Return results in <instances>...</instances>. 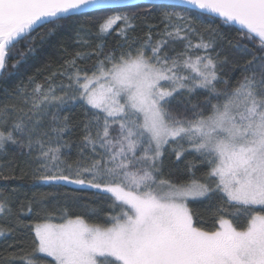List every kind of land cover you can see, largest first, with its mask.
<instances>
[{
	"label": "snow or ice",
	"instance_id": "obj_1",
	"mask_svg": "<svg viewBox=\"0 0 264 264\" xmlns=\"http://www.w3.org/2000/svg\"><path fill=\"white\" fill-rule=\"evenodd\" d=\"M184 3L240 26L233 47L251 59L235 87L218 74L229 58L217 50L215 30L206 40L195 18L172 5L148 0L125 9L118 7L123 0H0V75L21 41L28 52L34 50L36 28L53 33L70 28L89 9L105 12L95 34L101 42L91 52L65 58L46 84L32 87L30 80L0 102V153L14 145L25 158L23 168L17 163L21 178L98 190L109 208L119 211L106 214L103 223L89 222L98 214L94 205H81L75 196L72 205L57 202L46 222L34 227L32 250L21 264H47L41 254L55 264H264V0ZM154 16L159 24L148 23L145 38L130 35L138 21ZM117 22L122 25L118 42L106 48L104 38ZM90 36L77 29V44L89 48ZM257 37L258 49H250L248 42ZM177 43L182 51H176ZM18 56L11 67L25 53ZM92 57L91 69L79 66ZM198 90L207 93L202 103L185 104L183 113L172 106L181 103L177 97L190 103ZM76 104L85 119L80 141L73 145L65 137L79 127L67 115ZM73 146L77 158L70 161ZM169 149L177 161L190 153L206 161L215 187L162 179ZM11 166L0 163V168ZM16 191L0 192V220L15 215ZM217 195L236 212L225 219L222 204L219 226L205 230L194 221L188 201ZM36 203L33 197L29 213ZM241 219L245 223H238ZM4 231L0 228V236Z\"/></svg>",
	"mask_w": 264,
	"mask_h": 264
},
{
	"label": "trees",
	"instance_id": "obj_2",
	"mask_svg": "<svg viewBox=\"0 0 264 264\" xmlns=\"http://www.w3.org/2000/svg\"><path fill=\"white\" fill-rule=\"evenodd\" d=\"M136 5L147 4L141 3ZM168 5L174 6L176 11H186L187 14L193 16L196 20L197 29L201 33H204V38L206 40L213 38L211 30H215V44L217 50L221 51L229 58V63L223 66L218 74L222 80L229 81L230 87H235L245 74L242 71L245 62L251 59L250 56L241 54L233 47L239 38L238 30L240 26L234 23L225 24L222 22L221 18L203 13L197 9L181 7L174 4ZM127 7L128 6H122V8L125 9ZM104 14L105 12L103 10L86 12V14L80 15L78 18L71 21L70 28H59L53 33H47L44 28H36L32 33L33 36L37 37L34 42V50L28 52L25 42L21 41L16 48L13 49L12 55L8 60L7 72L4 75H0V102L6 101L7 97L13 95L18 87L28 86L30 80L34 81L32 87H35L36 84H46L53 72L61 70V66L65 63V58H71V56H74L78 51L91 52L95 46L101 42L96 40L95 34L98 27L97 21H100L101 16ZM148 23L159 24V19L154 16L149 18L147 22L138 21L135 32L130 33V35L134 38H145L147 35ZM121 26L120 22H117V25H114L116 30L112 31L111 35L104 38L103 43L106 48H112L116 45L119 39L117 37V31ZM80 28H83L86 33L91 34L89 37L91 46L89 48H81L76 42V31ZM162 28L163 25H160V30H162ZM40 36H43L42 40L39 38ZM153 36L154 39L159 38L155 32ZM192 39L193 43H196L198 37L194 36ZM230 41L231 43H229ZM248 46L250 49L257 50L259 47V38L257 37L254 41H249ZM175 49L177 52L182 51L183 45L177 43ZM19 52H24L25 56L22 62L13 68L11 65L20 58L18 56ZM94 63L95 57L78 62L80 67H87L89 69L92 68ZM89 75H91V73H89ZM60 82V78H57L56 83L59 84ZM64 82L67 83L66 80ZM217 87L218 89H222L224 85L218 84ZM206 95L207 93L203 90H198L196 94L191 96L190 103L187 97H177V100L181 101V103L177 105V101H173L172 106L176 108L178 112L183 113L185 104L190 107L191 104L202 103ZM215 102L214 100L213 103ZM67 115L70 117L71 125H79V127L73 130L70 136L65 137L69 143L75 145L81 138V129L83 127L81 121L85 119L84 109L82 105L76 104L70 108ZM185 147H187V145H185ZM77 151L75 146L71 148L70 161L76 160ZM24 159L25 158L20 155V150L14 145H8L5 152L0 153V163H12L11 167L0 168V192L11 193L13 189L17 190L14 196L15 215L11 219L0 220V228L5 230L4 235L0 236V264H8L9 261H12L13 264H21V257L32 250V242L35 237V225L46 222V218L57 202H59L61 206L65 203L72 205V197L75 196L80 198L78 203L81 205H94L98 210V214L93 216L89 222L103 223L106 214L115 215L116 212L119 211V209H117L116 212H113L108 206L110 201L106 200L105 194H101L98 190L88 189L86 187L81 188L76 185L49 187L43 183L34 182L30 176L28 178H21L20 168L24 167L22 163ZM17 163L20 164V168H17ZM189 164L192 165L191 168H189ZM13 169H15V172ZM209 171L210 166L197 154H186L183 159L177 161L175 155L172 154L171 149H169V153L165 155L164 174L161 178L185 184L195 180L200 183H208L215 187L216 180L209 179ZM106 195L111 197V194ZM33 197H35L38 203L32 205V211L29 213L28 207ZM222 204L223 207L227 209L224 218L231 220L232 216L230 214L235 213L236 209L230 207L227 203H223L218 198V195L210 199L198 198L188 201V207L193 214L194 221L197 223V226L205 230L214 229L219 226L216 220L218 218V210ZM73 211L79 212L81 209L74 208ZM241 212H243V209H241ZM50 222L59 221L57 218L52 219ZM238 223L243 224L245 221L241 219ZM9 228H11L12 231H8L7 229ZM41 256L47 261V264H55L54 259L51 257L44 254H41Z\"/></svg>",
	"mask_w": 264,
	"mask_h": 264
},
{
	"label": "water",
	"instance_id": "obj_3",
	"mask_svg": "<svg viewBox=\"0 0 264 264\" xmlns=\"http://www.w3.org/2000/svg\"><path fill=\"white\" fill-rule=\"evenodd\" d=\"M154 2H156V3H165V4H174V5L181 6V7L192 8L191 5H188V4L184 3V0H154ZM141 3L147 4L148 0H123V4L122 5H118V7L136 5V4H141ZM192 9H194V8H192ZM197 10H199V9H197ZM89 11H99V10H97V9H89V10H87V12H89ZM199 11L203 12L202 10H199ZM203 13H206V12H203ZM207 14L216 16L215 14H211V13H207ZM236 25H238V24H236Z\"/></svg>",
	"mask_w": 264,
	"mask_h": 264
},
{
	"label": "rangeland",
	"instance_id": "obj_4",
	"mask_svg": "<svg viewBox=\"0 0 264 264\" xmlns=\"http://www.w3.org/2000/svg\"><path fill=\"white\" fill-rule=\"evenodd\" d=\"M97 88H99V85L96 86ZM217 182V181H216ZM110 194V193H108ZM119 203V202H118ZM44 223V222H43ZM52 223H56V222H52ZM41 224V223H40ZM36 226V225H35ZM45 255V254H44ZM52 258V257H51ZM53 259V258H52Z\"/></svg>",
	"mask_w": 264,
	"mask_h": 264
}]
</instances>
